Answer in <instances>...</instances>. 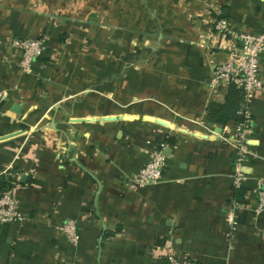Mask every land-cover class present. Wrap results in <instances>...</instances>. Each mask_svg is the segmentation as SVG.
Masks as SVG:
<instances>
[{"label": "crops", "instance_id": "crops-1", "mask_svg": "<svg viewBox=\"0 0 264 264\" xmlns=\"http://www.w3.org/2000/svg\"><path fill=\"white\" fill-rule=\"evenodd\" d=\"M218 15L264 32V0H0V177L13 180L27 218L0 224V264H165L169 251L189 264H264V211L253 212L264 95L248 108L252 146L231 234L236 154L223 139L236 123H204L230 87L208 85L211 67L229 60ZM42 37V55L21 72L11 41ZM159 146L161 180L129 188ZM66 221L75 244L60 232Z\"/></svg>", "mask_w": 264, "mask_h": 264}, {"label": "built area", "instance_id": "built-area-1", "mask_svg": "<svg viewBox=\"0 0 264 264\" xmlns=\"http://www.w3.org/2000/svg\"><path fill=\"white\" fill-rule=\"evenodd\" d=\"M213 29L222 35L230 43L229 60L215 64L211 67L208 85L216 87L224 82L238 89L242 95L238 114L242 120L234 126L232 135L224 137L223 142L231 146L236 154L234 172L231 177V185L234 192L241 189L247 177L243 173V165L250 155L252 140L250 139L251 119L249 105L252 99L258 95H264V86L259 79V58L264 51V32L249 34L233 29L220 15L216 18ZM45 38L37 40H13L11 46L21 53L18 68L23 73H30L33 63L42 55ZM8 96L6 90H0V103ZM162 147H155L149 161L143 165L133 176L129 177L126 185L133 188H141L145 185L157 183L161 180V169L164 166ZM256 205L253 209L255 214L264 211V176L255 179ZM242 209L235 198H232L224 214V222L228 232L234 233L237 228V212ZM26 215L20 210L15 197L8 192L0 193V224L22 225L26 221ZM60 232L71 243L79 240L76 225L73 221H66ZM165 264H189L179 260L171 251L165 256Z\"/></svg>", "mask_w": 264, "mask_h": 264}, {"label": "trees", "instance_id": "trees-1", "mask_svg": "<svg viewBox=\"0 0 264 264\" xmlns=\"http://www.w3.org/2000/svg\"><path fill=\"white\" fill-rule=\"evenodd\" d=\"M242 95L238 89L233 86L229 87L227 95L221 104L212 103L208 105L205 116V126L224 127L228 123H237L242 120L238 114ZM14 182L11 178L0 177V193L8 192L12 189ZM236 201L242 203L241 190L235 192Z\"/></svg>", "mask_w": 264, "mask_h": 264}, {"label": "water", "instance_id": "water-1", "mask_svg": "<svg viewBox=\"0 0 264 264\" xmlns=\"http://www.w3.org/2000/svg\"><path fill=\"white\" fill-rule=\"evenodd\" d=\"M16 109H17V108H16V107H14V111H16ZM23 180H24V179H23V178H21V180H20V181H23Z\"/></svg>", "mask_w": 264, "mask_h": 264}]
</instances>
